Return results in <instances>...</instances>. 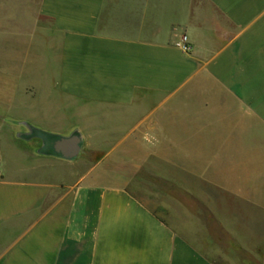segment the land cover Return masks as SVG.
Here are the masks:
<instances>
[{
	"label": "crops",
	"instance_id": "1",
	"mask_svg": "<svg viewBox=\"0 0 264 264\" xmlns=\"http://www.w3.org/2000/svg\"><path fill=\"white\" fill-rule=\"evenodd\" d=\"M258 238L264 264V0H0V264H249Z\"/></svg>",
	"mask_w": 264,
	"mask_h": 264
},
{
	"label": "rangeland",
	"instance_id": "2",
	"mask_svg": "<svg viewBox=\"0 0 264 264\" xmlns=\"http://www.w3.org/2000/svg\"><path fill=\"white\" fill-rule=\"evenodd\" d=\"M197 127H193V133H197ZM117 164H120V160L116 161ZM84 168V167H83ZM111 166L106 167L105 169H110ZM113 169H118L119 171L122 170L121 166H113ZM136 170V168L131 167V170ZM122 177H124L123 174H120ZM127 178H129V186L131 187V191L137 195L139 198L145 200V202L153 209L157 214L161 216H167L169 209H170V202H171V193L168 189H154V183H153V176H149L150 180H144L142 178L141 183L139 181V177L137 173H130L127 175ZM144 186H147L148 189L143 188ZM185 195V194H184ZM202 211V213L205 215V218L209 220L207 222V225H209V228L211 231L215 232L216 237H213L212 239V246L211 248H217L219 246L221 248V245L224 247H228V245H233L234 243L232 241L237 239H231L229 237H225L221 239V221L216 220V209L213 207H199ZM220 235V236H218ZM255 240V241H253ZM254 243L251 245L257 249V255L255 258L250 259L247 263L249 264H261L260 257H259V250L261 246V238L258 239H252ZM211 258L217 263V264H226L224 260L221 259V255L217 253H213V251H209Z\"/></svg>",
	"mask_w": 264,
	"mask_h": 264
},
{
	"label": "water",
	"instance_id": "3",
	"mask_svg": "<svg viewBox=\"0 0 264 264\" xmlns=\"http://www.w3.org/2000/svg\"><path fill=\"white\" fill-rule=\"evenodd\" d=\"M43 137L46 144V150L67 159L76 158L82 148L81 137L78 133H74L69 137H49L47 135H43Z\"/></svg>",
	"mask_w": 264,
	"mask_h": 264
},
{
	"label": "built area",
	"instance_id": "4",
	"mask_svg": "<svg viewBox=\"0 0 264 264\" xmlns=\"http://www.w3.org/2000/svg\"><path fill=\"white\" fill-rule=\"evenodd\" d=\"M183 44H184V49L186 51L190 50V46L187 43V37L185 35L183 36Z\"/></svg>",
	"mask_w": 264,
	"mask_h": 264
}]
</instances>
